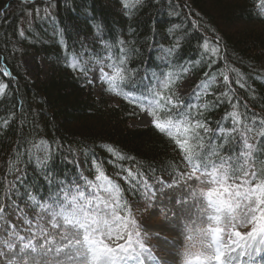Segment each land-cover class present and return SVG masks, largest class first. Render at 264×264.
<instances>
[{"label":"trees","instance_id":"1","mask_svg":"<svg viewBox=\"0 0 264 264\" xmlns=\"http://www.w3.org/2000/svg\"><path fill=\"white\" fill-rule=\"evenodd\" d=\"M123 4L124 0H0V68L11 73L0 72V82L8 85L6 95L0 96V200L14 183L11 201L18 211L38 209L26 193L51 202L59 181L83 186L82 177L95 176L94 161L120 185L131 206L146 202L141 180L152 185L163 176L174 179L173 168L185 167L164 134L151 125L130 126L141 114L139 107L120 97L113 103L105 96L108 91L97 98L85 59L115 60L126 54L135 75L124 90L137 96L156 78L162 80L169 72L181 74L175 91L185 105L210 104L205 115L214 131L218 125L232 127L231 119L224 117L237 101L241 113L264 118V19L257 15L254 0H142L131 10ZM205 39L211 46L219 45L217 56L205 52ZM177 40L180 47L169 56L166 49ZM26 56H33L37 64L43 61L46 71L39 63L32 76L22 63ZM74 57L86 72L69 66ZM221 72L229 75L231 83H223ZM189 77L210 80L211 94L198 93L193 82L189 92L180 93ZM237 79L245 86L235 83ZM229 89L231 103L220 96ZM192 112L195 115L197 108L192 107ZM219 135L213 137L217 143ZM39 140L49 146L46 167L35 159L42 153L26 152L32 141ZM106 146L132 159H116ZM237 152L239 142L226 150L229 155ZM14 165L23 172V184L16 181L20 173ZM129 168L139 174L135 181L125 179L124 169Z\"/></svg>","mask_w":264,"mask_h":264},{"label":"snow or ice","instance_id":"2","mask_svg":"<svg viewBox=\"0 0 264 264\" xmlns=\"http://www.w3.org/2000/svg\"><path fill=\"white\" fill-rule=\"evenodd\" d=\"M141 3L142 0H124L123 6L131 10ZM254 7L259 10L257 15L264 19V0H254ZM20 35H24L23 31ZM110 47L105 44V48ZM179 47L177 40L166 52L171 56ZM202 47L213 57L220 53L219 45L211 46L207 39ZM121 52H124L123 48ZM108 59L111 62L106 67L110 71H105L103 62L97 60L102 65L99 79L107 85L106 91L139 107L149 117L151 126L172 141L185 164L183 169L173 168L175 178L172 183L166 184L163 180L160 183L168 188L185 187L187 193L177 203L189 209L196 208L198 215L190 222H184L180 229L182 240H169L156 234L157 239L177 249L179 259L169 262L155 256L153 246L147 244L149 234L143 230L134 209L124 199L120 185L106 174L101 164L94 161V179L82 177L83 186L75 182L65 185L64 181H59V190L49 197L51 202L26 193L33 206L50 214L52 229L70 228L78 238L68 239L65 233L62 238L67 243L53 251L55 238L40 223L35 225L36 231L33 232L32 221L27 220L30 236L6 229L8 238L0 240V264H41L37 257L48 256L49 253L54 258L64 253L67 260H79L83 264H255L257 258L264 257V159L259 158L264 155V118L241 113L239 102L231 103L229 89L220 96L231 103L232 111L226 113L224 119H231L232 127L225 129L218 125L214 131L208 126L205 115L210 104L185 105L175 91L181 74L169 72L162 80L156 78L153 86H146L137 96L124 90L135 75V70L127 66V55L115 60L109 56ZM69 66L86 72L75 57ZM187 71V68L182 69L183 73ZM230 71L242 78L238 70L232 68ZM0 72L4 76L11 75L6 67L0 68ZM221 75L225 85L231 83L228 74L221 72ZM235 83L245 86L241 79ZM7 87L6 83L0 82V96L6 95ZM196 87L198 91L205 89L202 95L211 94L206 91L209 87L207 82L201 81ZM217 102H221L220 97H217ZM192 107L197 108L195 115ZM7 123L4 121L5 125ZM217 132L220 143L213 139ZM257 140L259 143L254 142ZM236 142H239V152L226 154L229 146ZM31 145L26 152L35 150L42 153L35 159L40 166L46 167L51 158L47 142L32 141ZM106 148L116 159H132L112 146ZM13 167L20 173L16 181L23 184L22 170L15 165ZM124 171L127 173L125 179L131 178L132 181L139 175L130 168ZM45 179L52 183L47 177ZM141 183L147 201L142 211H147L155 201V192L151 185L143 180ZM9 189L0 200V219L10 205L19 207L11 201L15 184H10ZM4 200L10 201V205ZM36 219L40 221L42 218L37 215ZM9 227L14 229L15 225ZM38 237H46L39 246Z\"/></svg>","mask_w":264,"mask_h":264},{"label":"rangeland","instance_id":"3","mask_svg":"<svg viewBox=\"0 0 264 264\" xmlns=\"http://www.w3.org/2000/svg\"><path fill=\"white\" fill-rule=\"evenodd\" d=\"M88 66H90V81L97 98H100L105 95L107 85L99 79L101 64L97 63V60L85 59ZM105 65L104 70L110 71L106 65L110 63L109 59L100 60ZM23 65L32 76L38 72V64L43 71H46V65L43 61L36 63L33 56H26L23 59ZM220 79V78H218ZM216 79V80H218ZM209 84L210 80H202ZM195 83L196 86L198 81L194 77H189L184 80L182 83L179 92L186 94L189 92V87L191 83ZM197 90V87H196ZM198 91V90H197ZM205 89H200L198 93H203ZM208 91V88L206 89ZM106 97L111 98L110 100L117 104L119 102V97L108 92L105 95ZM151 125L149 117L141 112L140 116L136 119H133L130 122V126L133 127H147ZM89 180L94 179V176H87ZM163 180L166 184L172 183L173 179L168 177H161L159 181L152 184L151 190L155 192V201L147 211H142L146 205V202L133 203L135 214L140 220L143 230L149 234V239L147 244L153 246L152 251L161 261L178 260L177 249L172 247L171 244L166 243L163 240L157 239L156 234L160 236L167 237L169 240H182L180 229L182 228L184 222L191 221L198 215L196 208L189 209L188 206H182L177 203L182 196L186 195L187 189L183 186H177L173 188H168L162 186L160 181ZM203 207V205H200ZM189 212L191 213L189 215ZM39 215L42 219L37 221L36 217ZM27 220L32 221V231H36L35 225L40 223L44 228L48 230V233L51 237L55 238V244L52 245L53 251L58 246H63L67 243L66 239L62 237L64 234H67L68 239L78 238L76 233L70 228H59L52 229L49 224L50 214L42 211L40 208L36 209L35 212H30L25 209L18 211L15 207L9 209L8 212L3 214V219H0V240L7 239L8 233L6 229L15 231L20 235L30 236L28 231L30 225L26 222ZM10 225H15L14 229H10ZM243 230V229H242ZM46 237L37 238V246L43 242ZM182 247V244H181ZM37 259L41 264H83L82 261L72 260L69 261L66 258V255L62 253L58 258H54L52 253H49L48 256H40ZM255 264H264V257L257 258Z\"/></svg>","mask_w":264,"mask_h":264}]
</instances>
